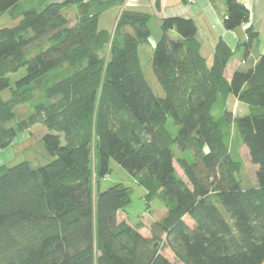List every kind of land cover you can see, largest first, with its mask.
Instances as JSON below:
<instances>
[{
    "label": "trees",
    "instance_id": "trees-1",
    "mask_svg": "<svg viewBox=\"0 0 264 264\" xmlns=\"http://www.w3.org/2000/svg\"><path fill=\"white\" fill-rule=\"evenodd\" d=\"M23 1L0 0V16L21 18L0 29V150L41 125L53 159L0 165V264H174L163 250L178 264H263L264 54L224 77L236 50L247 58L257 33L248 28L234 50L219 40L208 65L193 20L161 19L150 59L161 97L139 57L152 46L150 11L126 0H38L25 9ZM120 7L113 32L101 29L100 16ZM248 21L241 2L224 0L227 31ZM22 69L12 83L9 75ZM230 97L246 115L232 116ZM21 105L32 111L15 122ZM231 126L257 167L256 187L241 185ZM111 161L143 187L147 208L154 201L164 208L149 238L141 224L117 220L130 188L100 190Z\"/></svg>",
    "mask_w": 264,
    "mask_h": 264
},
{
    "label": "rangeland",
    "instance_id": "rangeland-1",
    "mask_svg": "<svg viewBox=\"0 0 264 264\" xmlns=\"http://www.w3.org/2000/svg\"><path fill=\"white\" fill-rule=\"evenodd\" d=\"M32 2H38V0H25L21 3V8L25 9L27 7L33 6ZM116 13L117 9L114 8L103 14V18L101 19V27H104L106 30H111L113 26V20L117 15ZM74 14V10L69 9L65 15L69 19V21H73ZM20 19L21 18H12L8 13H5L4 15L0 16V29L14 27L18 24ZM150 30L152 32H155V24L153 23V21L150 23ZM171 38L174 39V35ZM146 48L147 47L144 46L139 50L141 68L146 80L152 87L153 91L157 95L162 97L161 88L157 85L151 72V60H149V52ZM241 55L242 54L235 55L234 59L241 58ZM151 56L152 54H150V59ZM207 63L209 65L210 60H207ZM24 73L25 71L22 69L17 74L9 75V78L11 82L14 83L16 80L20 79L24 75ZM2 96L4 99H7L8 90H6L2 94ZM226 106L232 113L233 117L243 116L247 113L246 107L238 103L235 99H228V103ZM31 111L32 110L29 105L17 106L14 110L15 122L24 119ZM46 132L47 131L41 125H36L28 129L24 133L17 135L10 146L3 150H0V165L12 167L21 162H28L33 167H42L50 163L53 158L47 154L42 143V136L46 134ZM230 138L232 142V148L236 149L243 163L242 170L239 175V180L241 181L243 189L256 187L255 174L257 171V167L250 162L248 151L242 145L240 138L238 137V134L233 126L230 127ZM176 155L180 156L179 153H177ZM174 166L176 172L178 173V176H180L181 179L186 182L185 176L182 174L180 168L176 163L174 164ZM117 184H121L131 189V202L126 209V213H119L117 219L118 222L125 221L130 226H134L137 223L141 224L143 228L139 231L140 234L143 237L149 238V228L153 222L158 221L163 216L164 208L157 201L150 203V206L147 208V204L144 199L146 192L143 187L137 185L132 175H130L127 171L111 161L110 173L105 178L100 180L99 187L101 191H104ZM162 255L169 259L172 263L178 264L173 259L171 253L167 250H163Z\"/></svg>",
    "mask_w": 264,
    "mask_h": 264
},
{
    "label": "crops",
    "instance_id": "crops-1",
    "mask_svg": "<svg viewBox=\"0 0 264 264\" xmlns=\"http://www.w3.org/2000/svg\"><path fill=\"white\" fill-rule=\"evenodd\" d=\"M61 1L63 0H46L47 3ZM156 1L159 2V10H155ZM238 1L249 11V21L234 31H227L223 26L224 0H187V3H182L180 0H126L124 5L145 9L153 14L151 22L153 21L155 24V32H151L150 41L152 46L147 48L149 60L150 54H152L150 51H152L153 45L160 37L159 21L163 18L181 17L193 20L198 30L196 40L206 61L211 60L214 48L219 40L224 41L234 50L239 42L242 43L246 40V30L251 27L257 33L258 41L255 42L245 60L233 58L229 62L224 73L225 79L229 81L234 71L242 70L244 67H253L260 56L264 54V0ZM121 8L117 10L116 14L121 11ZM102 18L103 14L99 19V27L106 30L101 27ZM116 18L113 20L112 29H107V31L113 32ZM170 35H174V38L177 37L174 32H171ZM240 54L243 55L242 49L236 50V55Z\"/></svg>",
    "mask_w": 264,
    "mask_h": 264
}]
</instances>
